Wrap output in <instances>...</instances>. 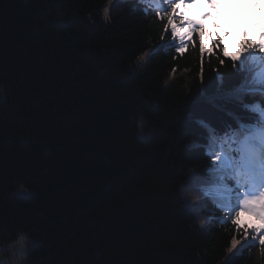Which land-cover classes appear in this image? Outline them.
<instances>
[{"label": "trees", "instance_id": "1", "mask_svg": "<svg viewBox=\"0 0 264 264\" xmlns=\"http://www.w3.org/2000/svg\"><path fill=\"white\" fill-rule=\"evenodd\" d=\"M174 3L0 0V238L27 231V264H264L258 241L229 252L262 225L231 213L249 190L227 164L264 132V55L200 30L178 54Z\"/></svg>", "mask_w": 264, "mask_h": 264}, {"label": "snow or ice", "instance_id": "2", "mask_svg": "<svg viewBox=\"0 0 264 264\" xmlns=\"http://www.w3.org/2000/svg\"><path fill=\"white\" fill-rule=\"evenodd\" d=\"M112 0H109V4ZM196 3V0H175L171 10L167 14L156 13L157 17L162 23L163 31L160 39L163 41L166 34L171 33L173 40L178 42L176 52L182 55L188 46L195 39L197 29L201 32L205 31L204 22L209 19L210 13H205L199 19H189L185 16L184 12L180 11L182 7H187L189 4ZM208 5L211 8L218 7L217 0H208ZM108 17V9H105V19ZM214 27H219L218 24H213ZM245 40L248 39V32H244ZM219 41H217L218 43ZM214 47V45H213ZM256 48L264 51V32L260 34L259 41ZM248 50L247 45L244 51ZM204 52V49H201ZM239 58L234 56L233 63ZM255 141H259V146ZM239 152V159L236 161L227 160L228 166L235 167L236 178L238 184L248 186L251 195H246L245 198L239 200V203L232 207L231 213L235 211V207H241L245 212H249L256 216L261 221V227L247 228L242 230L244 240L258 241L262 249H264V132H257L252 137L243 141L237 149ZM257 190L259 194L257 195ZM238 215V214H237ZM232 219L231 215L227 217ZM232 223L235 225L236 220L233 219ZM240 232V229H237ZM241 244L240 239H233L229 252L236 249Z\"/></svg>", "mask_w": 264, "mask_h": 264}, {"label": "rangeland", "instance_id": "3", "mask_svg": "<svg viewBox=\"0 0 264 264\" xmlns=\"http://www.w3.org/2000/svg\"><path fill=\"white\" fill-rule=\"evenodd\" d=\"M198 1H205L208 3V0H196V3L189 4L187 7L191 5H196ZM217 2H222V6L224 8V12H222V23H220V35L221 37L224 36L223 41L227 45V42H231V44H235V39L238 38L237 44L238 45H244V42H246L247 45V53H256V55H261L259 52L255 51L257 48H255L256 43L259 41L260 34L264 32V8L256 7L255 5L251 4V0H217ZM258 5L264 7V0L256 1ZM229 8H231L235 15L229 16ZM211 9H208L210 11ZM255 10V11H254ZM213 14V13H212ZM238 31H241V36L243 37V42L241 41V36L238 37ZM244 32H248V39L245 40L244 38ZM217 37V35H215ZM234 40V41H233ZM245 47V46H244ZM244 49V48H243ZM150 56V53H147L146 57ZM264 58H262V61ZM252 66V65H251ZM252 73V72H251ZM252 79L257 80L260 82H264V68L258 72H255L252 74ZM218 161H222V157L218 156ZM196 177H193V180L189 183V185L184 186L182 188L183 195L186 197H195L196 192L199 190V188L196 186V182L194 181ZM224 186V185H223ZM235 188V187H234ZM222 189L231 192V188H226V186L222 187ZM245 198V197H244ZM200 208L197 209V212ZM242 209V208H241ZM243 210V209H242ZM244 211V210H243ZM237 213V210H236ZM245 217H243V222H261L259 219H257L256 216L252 215L249 212H245ZM255 220V221H254ZM209 222V216L204 213L200 212L197 215V219L195 221V224L199 227L205 226ZM252 240H246L243 244H240L237 246L236 249H233L231 253H236L239 251L240 247H244L247 244L251 243Z\"/></svg>", "mask_w": 264, "mask_h": 264}, {"label": "clouds", "instance_id": "4", "mask_svg": "<svg viewBox=\"0 0 264 264\" xmlns=\"http://www.w3.org/2000/svg\"><path fill=\"white\" fill-rule=\"evenodd\" d=\"M137 131L145 133L143 120H138ZM34 238L27 231L19 230L11 239L0 238V264H27L30 246Z\"/></svg>", "mask_w": 264, "mask_h": 264}]
</instances>
